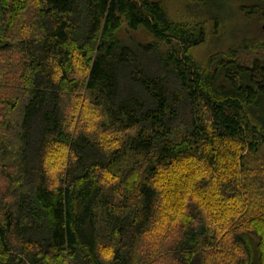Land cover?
<instances>
[{
    "label": "trees",
    "instance_id": "16d2710c",
    "mask_svg": "<svg viewBox=\"0 0 264 264\" xmlns=\"http://www.w3.org/2000/svg\"><path fill=\"white\" fill-rule=\"evenodd\" d=\"M199 1L0 0V264H264V39L198 63Z\"/></svg>",
    "mask_w": 264,
    "mask_h": 264
},
{
    "label": "rangeland",
    "instance_id": "374dc122",
    "mask_svg": "<svg viewBox=\"0 0 264 264\" xmlns=\"http://www.w3.org/2000/svg\"><path fill=\"white\" fill-rule=\"evenodd\" d=\"M158 1L164 4L170 17L176 21H184L191 16L187 9V6L191 5L188 3L189 0ZM230 4L235 10L231 16L220 22V27L216 31L212 29L213 23L206 21V40L203 45L192 49L191 52L198 63L204 64L209 57L218 53L224 54L228 48H234L237 53L236 56L242 59L257 54V51H243L241 46L243 42L249 46L253 43L255 44L258 40L264 39V22L258 19V14L247 13L250 10L246 3H239V0H233ZM240 5L247 7L240 10L238 8ZM192 7L200 8L202 12L212 15L217 7V0H201L198 3L194 2Z\"/></svg>",
    "mask_w": 264,
    "mask_h": 264
},
{
    "label": "water",
    "instance_id": "95a60500",
    "mask_svg": "<svg viewBox=\"0 0 264 264\" xmlns=\"http://www.w3.org/2000/svg\"><path fill=\"white\" fill-rule=\"evenodd\" d=\"M263 29H264V26H263Z\"/></svg>",
    "mask_w": 264,
    "mask_h": 264
}]
</instances>
